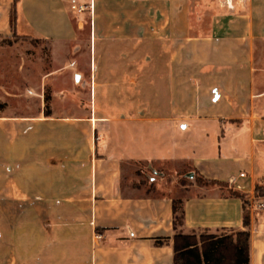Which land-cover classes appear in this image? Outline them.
Listing matches in <instances>:
<instances>
[{"label": "crops", "instance_id": "obj_1", "mask_svg": "<svg viewBox=\"0 0 264 264\" xmlns=\"http://www.w3.org/2000/svg\"><path fill=\"white\" fill-rule=\"evenodd\" d=\"M75 1L17 0L12 27L0 0V34L76 44L92 71L76 114L0 117V264H173L176 232L240 231L244 210L264 264V0ZM181 162L247 202L144 189L142 165Z\"/></svg>", "mask_w": 264, "mask_h": 264}, {"label": "rangeland", "instance_id": "obj_2", "mask_svg": "<svg viewBox=\"0 0 264 264\" xmlns=\"http://www.w3.org/2000/svg\"><path fill=\"white\" fill-rule=\"evenodd\" d=\"M76 0L71 5L72 13L80 10ZM74 6V7H73ZM18 16V3L13 0L9 10L10 25L14 26ZM76 44L67 53L52 39L10 33L0 34V117H29L40 112L54 116L76 114L77 108L88 107V84L92 79L89 57L78 55ZM141 57H138L140 64ZM264 61V54L261 56ZM140 61V62H139ZM74 63L73 66L71 64ZM140 71L137 72L139 74ZM141 182L144 189L156 193L154 184L172 188L176 196H188L200 191L199 187H210L206 180L193 174L185 163L164 165H142ZM192 173V175H190ZM158 177V182L150 181ZM159 177L160 180H159ZM223 193L227 187H220ZM179 192L180 194H178ZM236 231H195L198 242L209 238L226 237Z\"/></svg>", "mask_w": 264, "mask_h": 264}, {"label": "trees", "instance_id": "obj_3", "mask_svg": "<svg viewBox=\"0 0 264 264\" xmlns=\"http://www.w3.org/2000/svg\"><path fill=\"white\" fill-rule=\"evenodd\" d=\"M205 180L210 185L227 187L230 196L240 197L244 203L247 202L245 194L228 187L226 183ZM254 194L255 196H264V187L256 185ZM172 212L173 226L176 229L183 224V211H178L176 201H173ZM249 225L250 216L244 210V229L236 231V238L233 235H229L226 237L209 238L198 242L196 236L193 234L176 232L173 237V264H249Z\"/></svg>", "mask_w": 264, "mask_h": 264}, {"label": "built area", "instance_id": "obj_4", "mask_svg": "<svg viewBox=\"0 0 264 264\" xmlns=\"http://www.w3.org/2000/svg\"><path fill=\"white\" fill-rule=\"evenodd\" d=\"M229 1L230 0H226V2H227V4H229ZM74 7V6H73ZM79 9L82 11V10H84V6L83 5H80L79 6ZM241 176L243 175V174H240ZM256 209H263L264 208V204L263 203H259L258 205H256V207H255Z\"/></svg>", "mask_w": 264, "mask_h": 264}, {"label": "water", "instance_id": "obj_5", "mask_svg": "<svg viewBox=\"0 0 264 264\" xmlns=\"http://www.w3.org/2000/svg\"><path fill=\"white\" fill-rule=\"evenodd\" d=\"M190 175H192V173H190Z\"/></svg>", "mask_w": 264, "mask_h": 264}]
</instances>
